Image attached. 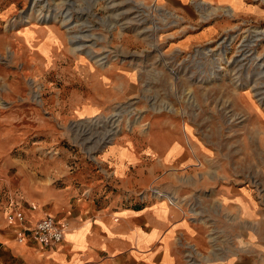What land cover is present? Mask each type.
<instances>
[{
	"label": "rangeland",
	"instance_id": "374dc122",
	"mask_svg": "<svg viewBox=\"0 0 264 264\" xmlns=\"http://www.w3.org/2000/svg\"><path fill=\"white\" fill-rule=\"evenodd\" d=\"M169 126L203 144L187 175L204 184L179 194L154 180L142 190L175 196L205 229L204 247L181 241L186 263L239 260L247 248L259 264L264 0H0V264H40L49 253L9 223L33 209L29 193L64 185L80 160L108 189L107 146ZM224 183L243 187L262 214L218 218L209 195Z\"/></svg>",
	"mask_w": 264,
	"mask_h": 264
},
{
	"label": "crops",
	"instance_id": "0c3cea01",
	"mask_svg": "<svg viewBox=\"0 0 264 264\" xmlns=\"http://www.w3.org/2000/svg\"><path fill=\"white\" fill-rule=\"evenodd\" d=\"M86 101L87 109L97 105ZM166 130L150 137L116 139L107 146L102 157L114 169L108 189L100 182L103 178H97L88 163L80 160L83 166L62 179L64 185L52 183L42 193L27 195L33 205L25 211L29 221L51 214L66 223L63 239L53 245L31 237L27 240L49 252L40 264H187L181 241L205 246L206 231L191 219L190 211L165 200L142 202L136 196L154 180L179 194H189L192 187L204 184L187 175L192 173L191 165L205 155L203 144L177 127ZM213 187L209 198L215 202L213 213L218 218L232 210L244 219L262 214L243 187L226 183ZM260 226L264 234V224ZM256 248L264 250V243L258 242ZM245 249L239 260H228L225 255L219 261L213 255L214 259L202 264H253ZM259 264H264V258Z\"/></svg>",
	"mask_w": 264,
	"mask_h": 264
},
{
	"label": "built area",
	"instance_id": "2783aa9c",
	"mask_svg": "<svg viewBox=\"0 0 264 264\" xmlns=\"http://www.w3.org/2000/svg\"><path fill=\"white\" fill-rule=\"evenodd\" d=\"M99 170L102 171L101 166ZM110 173V171L104 170L101 174L110 175ZM105 183L109 184L110 182L106 181ZM83 193L87 192L84 191ZM135 193L142 202H146L148 198H158L160 201L165 200L170 205L177 206L175 196L164 190L160 191L155 185H150L148 189L139 190ZM8 220L10 224L17 228V235L20 242H26L31 237L45 246L53 245L61 241L66 228V223L64 221L57 219L56 216L51 214H47L37 219L35 222H31L24 212H15L8 217Z\"/></svg>",
	"mask_w": 264,
	"mask_h": 264
},
{
	"label": "bare ground",
	"instance_id": "6f19581e",
	"mask_svg": "<svg viewBox=\"0 0 264 264\" xmlns=\"http://www.w3.org/2000/svg\"><path fill=\"white\" fill-rule=\"evenodd\" d=\"M67 13V12H66ZM77 38H79V39H77ZM77 40H75V41H81V42H83V41H85V36H77ZM74 40V39H73ZM86 47V45L85 44H83V45H80L79 47H77L78 49H84ZM114 132L115 131H112V132H108V133H106V135H104V136H101V137H99V139H97V141L96 142H101V141H103V139H105V138H108V137H110V136H112L113 134H114Z\"/></svg>",
	"mask_w": 264,
	"mask_h": 264
}]
</instances>
